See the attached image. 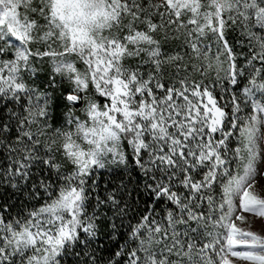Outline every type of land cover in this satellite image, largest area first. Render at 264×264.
<instances>
[{"label": "snow or ice", "instance_id": "6c2138e0", "mask_svg": "<svg viewBox=\"0 0 264 264\" xmlns=\"http://www.w3.org/2000/svg\"><path fill=\"white\" fill-rule=\"evenodd\" d=\"M260 180L264 0H0V264H264Z\"/></svg>", "mask_w": 264, "mask_h": 264}, {"label": "rangeland", "instance_id": "374dc122", "mask_svg": "<svg viewBox=\"0 0 264 264\" xmlns=\"http://www.w3.org/2000/svg\"><path fill=\"white\" fill-rule=\"evenodd\" d=\"M250 191H252L254 195H257L260 198H264V180H260ZM243 215L246 217V222L244 223L238 222L239 226L245 228L250 227V230L256 231L260 234H264V231H262V227H261L262 224H264V220L251 213H243Z\"/></svg>", "mask_w": 264, "mask_h": 264}]
</instances>
